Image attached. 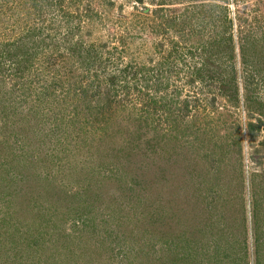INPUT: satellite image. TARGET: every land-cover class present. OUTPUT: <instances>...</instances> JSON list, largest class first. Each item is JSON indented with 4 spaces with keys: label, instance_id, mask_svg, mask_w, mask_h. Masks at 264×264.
<instances>
[{
    "label": "rangeland",
    "instance_id": "rangeland-1",
    "mask_svg": "<svg viewBox=\"0 0 264 264\" xmlns=\"http://www.w3.org/2000/svg\"><path fill=\"white\" fill-rule=\"evenodd\" d=\"M1 139L0 264H264V0H0Z\"/></svg>",
    "mask_w": 264,
    "mask_h": 264
},
{
    "label": "clouds",
    "instance_id": "clouds-1",
    "mask_svg": "<svg viewBox=\"0 0 264 264\" xmlns=\"http://www.w3.org/2000/svg\"><path fill=\"white\" fill-rule=\"evenodd\" d=\"M9 145V143L5 142L4 140H0V150L4 147V146H7ZM15 148V147H14ZM12 148V149H14ZM6 149V148H5ZM16 149L15 148L13 150V152H7L5 155H9L11 160L8 162V163H1L0 162V168H4L5 166H9L11 172H13L14 169H16L15 172L13 173H9V175H15L18 177L19 180H22V179H25V178H28L27 177V174L25 175L24 173H20L21 169L20 168H23L25 167V162H26V158H20V153H16ZM25 161V162H24ZM14 168V169H13ZM25 175V176H24ZM11 184L10 180H9V185Z\"/></svg>",
    "mask_w": 264,
    "mask_h": 264
},
{
    "label": "trees",
    "instance_id": "trees-1",
    "mask_svg": "<svg viewBox=\"0 0 264 264\" xmlns=\"http://www.w3.org/2000/svg\"><path fill=\"white\" fill-rule=\"evenodd\" d=\"M259 131H260V123L259 125H254V124L247 125V132L250 138H254Z\"/></svg>",
    "mask_w": 264,
    "mask_h": 264
}]
</instances>
